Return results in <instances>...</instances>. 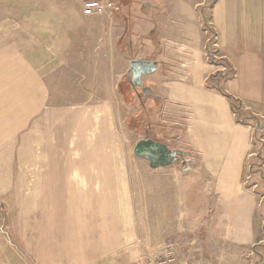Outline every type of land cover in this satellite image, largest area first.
<instances>
[{"label": "rangeland", "instance_id": "rangeland-1", "mask_svg": "<svg viewBox=\"0 0 264 264\" xmlns=\"http://www.w3.org/2000/svg\"><path fill=\"white\" fill-rule=\"evenodd\" d=\"M85 1L0 0V49L32 63L47 94L39 118L38 144L28 145L33 155L40 154L41 162L18 163L10 177L7 170L0 169V264H69L63 256V241L69 240L68 202L77 208L72 209L70 220L75 221L85 210V218L94 216L101 227L98 216H106L107 226L105 232L82 236L85 249L74 264H146L147 255L168 249L191 264H245L250 258L264 264V242L258 254L251 255L249 248L241 247L242 251L217 238L207 240L199 230L201 218L193 214L205 203L198 194L186 193L188 187L201 190L206 186V179L198 177L202 169L196 158L188 161L178 151L172 163L154 168L133 154L136 142L148 129L138 122L130 123L136 134L126 128L130 114L120 104L118 78L109 72V66L100 81H94L92 75L80 79L76 74L92 62L97 52L94 46L104 45L103 61L108 65L116 61L101 29H91L100 27V16L85 14ZM180 106L164 99L158 109L160 120L171 122L172 130L188 125L191 109ZM263 118L244 121L260 152L255 167L258 173H250L246 185L256 184L260 194H264ZM174 138L175 134L168 137ZM251 163H255L254 155ZM69 168L76 192H71L67 202ZM113 214L115 224L110 218ZM260 214H264V198ZM86 219L84 224L92 227Z\"/></svg>", "mask_w": 264, "mask_h": 264}, {"label": "crops", "instance_id": "crops-1", "mask_svg": "<svg viewBox=\"0 0 264 264\" xmlns=\"http://www.w3.org/2000/svg\"><path fill=\"white\" fill-rule=\"evenodd\" d=\"M113 4L117 7L110 13L99 15L100 27L91 29H101L116 61L108 65L103 61L104 45L94 46L97 52L92 62L76 74L80 79L92 75L94 81H100L109 66V72L118 78L120 104L130 114L126 128L136 134L130 123H142L148 130L139 140L166 144L188 161L196 158L200 165L198 177L206 179V186L201 190L191 186L186 191L198 194L205 203L204 210L193 214L201 218L199 230L207 240L217 238L258 254L264 242V214H260L264 194L256 191V184H246L250 173H258L255 167L260 152L244 121L264 117V0H116ZM132 61L155 62L157 67L154 73L141 75L147 88L141 99L140 88L127 82ZM226 66L231 69L229 76L222 73ZM123 82L127 85H121ZM46 95L36 67L18 54L0 49V166L7 163L0 169L7 170L8 177L15 174L18 163L41 162L40 154L33 155L28 145L38 144ZM164 99L181 105L182 110L191 109L185 128L172 130L171 122L160 120L158 109ZM76 127L79 130V123ZM65 182L68 202L71 192H76L70 168ZM100 208L116 209L113 205ZM72 209L77 208L68 202L69 240L63 241V256L69 264L83 256L84 234L107 230L106 216H98L101 227L94 216L85 218V210L78 219L70 220ZM110 218L115 224V214ZM253 262L245 259V264H258Z\"/></svg>", "mask_w": 264, "mask_h": 264}, {"label": "water", "instance_id": "water-1", "mask_svg": "<svg viewBox=\"0 0 264 264\" xmlns=\"http://www.w3.org/2000/svg\"><path fill=\"white\" fill-rule=\"evenodd\" d=\"M136 64L144 66L143 69L139 71L137 74L134 75L132 74L134 77H136L137 80L135 86L140 87L142 85L141 75L143 73H147V74L154 73L157 67L155 62H150V61H146V62L132 61L130 66L133 67ZM177 153L178 151L176 150L171 151L166 144L154 141L152 139H141L135 144L133 148V154L136 157H140L148 160L150 165L154 168H157L159 166L169 165L176 158V156L172 157V155L173 154L177 155Z\"/></svg>", "mask_w": 264, "mask_h": 264}, {"label": "built area", "instance_id": "built-area-1", "mask_svg": "<svg viewBox=\"0 0 264 264\" xmlns=\"http://www.w3.org/2000/svg\"><path fill=\"white\" fill-rule=\"evenodd\" d=\"M114 8V4L111 0H87L83 3V10L85 14L92 15H104L110 13ZM212 61L214 63L217 62V59L213 57ZM222 73L225 76H229L231 74L230 67H223ZM147 263L146 264H191L185 260L178 259L177 254L172 252L170 249L165 252L153 255L150 254L146 256ZM128 264H142L140 262H131Z\"/></svg>", "mask_w": 264, "mask_h": 264}, {"label": "flooded vegetation", "instance_id": "flooded-vegetation-1", "mask_svg": "<svg viewBox=\"0 0 264 264\" xmlns=\"http://www.w3.org/2000/svg\"><path fill=\"white\" fill-rule=\"evenodd\" d=\"M143 67H144L143 65H139V64H136L133 67H131L130 68V70L132 71L131 74H130L131 76H128V79H127L128 81L127 82H130V84H134L135 85L137 80H136V77H134L133 75L137 74L139 71H141L143 69ZM136 88H140V90L142 92V93H138V97L141 99L142 94L144 93V91L147 90V88L143 84L140 87H136ZM170 150L173 151V149H170ZM175 156H176V154L172 155V157H175Z\"/></svg>", "mask_w": 264, "mask_h": 264}]
</instances>
